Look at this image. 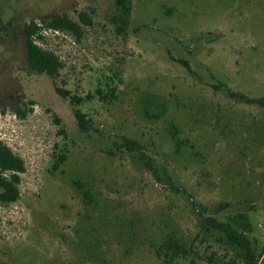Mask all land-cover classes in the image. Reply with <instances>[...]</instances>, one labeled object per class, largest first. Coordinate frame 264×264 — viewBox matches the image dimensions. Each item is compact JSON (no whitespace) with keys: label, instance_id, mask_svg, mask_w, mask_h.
Here are the masks:
<instances>
[{"label":"rangeland","instance_id":"1","mask_svg":"<svg viewBox=\"0 0 264 264\" xmlns=\"http://www.w3.org/2000/svg\"><path fill=\"white\" fill-rule=\"evenodd\" d=\"M129 2L123 29L115 0H0V142L25 169L0 204V264H163L169 238L188 252L176 264H229L203 220L238 214L264 249V109L227 93L264 100V0ZM79 12V39L38 41L63 65L56 83L29 70L26 25ZM113 85L112 102L78 107L86 130L55 91Z\"/></svg>","mask_w":264,"mask_h":264},{"label":"trees","instance_id":"2","mask_svg":"<svg viewBox=\"0 0 264 264\" xmlns=\"http://www.w3.org/2000/svg\"><path fill=\"white\" fill-rule=\"evenodd\" d=\"M117 8L116 24L123 29L127 26L131 6L129 0H115ZM82 25L90 26L91 21L88 15L79 12L77 13V20L71 19L66 15H55L53 18L42 20L40 23L34 21L29 22L24 28V50L27 67L29 70L48 77L56 83L60 78V70L63 65L59 58L51 51L44 50L38 43L43 40L41 32L44 30H51L54 32L64 31L74 35L77 39L82 35ZM57 95L63 100H67L71 106L76 108L74 116L78 127L81 130H86L89 119L78 110V107L87 102L97 99L103 104H108L116 99L118 87H108L107 90L98 87L94 93H89L84 97L72 95L69 91L62 88H55ZM231 98L245 102L249 105H257L264 109L263 99H249L243 95L227 92ZM15 114L21 116L19 108L14 110ZM175 145L181 142L173 136ZM123 147L132 150L133 141L124 139ZM55 153V152H54ZM69 150L63 146L59 149L53 162V169L62 166L67 158ZM25 171L22 159L14 155L12 151L0 142V204H12L20 199V175ZM204 231L209 233L214 231L222 235L217 240L222 243L226 251H232V259L229 264H259L260 259L264 254V249L257 258L255 254V240L248 238L251 233V227L248 218L244 214H238L232 218H228L225 222L217 221L214 218L206 217L203 220ZM188 255L186 249H183L173 238L166 240L163 245L155 250L156 258L162 260L163 264H176ZM211 253L210 257L206 259L207 264H213ZM177 261V262H176ZM176 262V263H175ZM190 264H195L191 261Z\"/></svg>","mask_w":264,"mask_h":264}]
</instances>
